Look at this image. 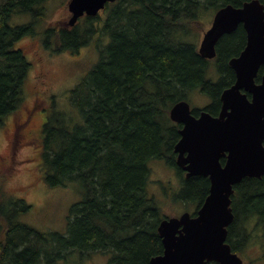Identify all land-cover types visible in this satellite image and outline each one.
I'll return each instance as SVG.
<instances>
[{
    "label": "trees",
    "instance_id": "1",
    "mask_svg": "<svg viewBox=\"0 0 264 264\" xmlns=\"http://www.w3.org/2000/svg\"><path fill=\"white\" fill-rule=\"evenodd\" d=\"M46 1L0 0V125L23 99L31 63L17 45L21 38L42 35L45 47L73 53L97 34L98 59L69 91L75 122L57 112L43 121L37 136L48 183L77 182L83 195L71 205L65 232L59 233L20 221L31 205L0 187V264H54L75 252L81 258L108 252L113 264H147L163 251L157 227L168 216L147 192L148 163L164 160L177 169L180 190L168 195L173 201L198 209L209 190L206 177L186 178L176 166L179 125L169 111L195 88L213 96L216 107L232 78L226 60L245 43L242 28L221 37L220 77L212 82L195 35L205 26L206 13L245 0H115L72 27L59 21L38 33ZM21 15L27 20L11 22ZM102 37L108 38L104 45ZM22 126L16 128L13 148ZM231 208L226 241L239 253L250 232L264 235V175L236 183Z\"/></svg>",
    "mask_w": 264,
    "mask_h": 264
},
{
    "label": "water",
    "instance_id": "2",
    "mask_svg": "<svg viewBox=\"0 0 264 264\" xmlns=\"http://www.w3.org/2000/svg\"><path fill=\"white\" fill-rule=\"evenodd\" d=\"M113 1L69 0L68 26L84 15L98 14L107 2ZM240 24L246 32V43L240 54L229 60L236 80L221 93L219 115L202 111L195 118L184 100L170 109L171 120L183 124L174 145L176 165L186 172V177H208L209 190L196 215L185 211L159 222L157 231L163 251L147 264H242L226 236L234 219L233 186L244 177L264 175V74L259 85L253 80L258 67L264 64V4L245 0L239 6L228 3L220 7L202 35L198 52L212 58L218 39ZM241 88L252 94L251 100L240 92ZM223 156L226 159L221 164Z\"/></svg>",
    "mask_w": 264,
    "mask_h": 264
},
{
    "label": "rangeland",
    "instance_id": "3",
    "mask_svg": "<svg viewBox=\"0 0 264 264\" xmlns=\"http://www.w3.org/2000/svg\"><path fill=\"white\" fill-rule=\"evenodd\" d=\"M68 0H48L45 4V14L38 24L40 30L59 21L67 22L70 12ZM212 12L206 13L203 20L205 28L210 24ZM26 18L16 16L11 22L24 21ZM208 25V26H207ZM97 35V34H96ZM78 52L69 53L46 51L39 37H23L17 43L25 49L31 62L30 69L23 88V99L15 111L3 117L0 125V187L10 198H22L31 205L29 211L21 214L19 220L39 231L65 232L66 217L72 204L82 197L81 186L77 182L65 186H51L45 179L42 160L43 143L40 136L43 121L57 112L71 116L76 120V111L71 107L68 96L72 89L94 66L98 59L96 36ZM202 31H197L195 41L200 40ZM104 45L108 38L100 40ZM213 63V62H212ZM209 66L212 68L209 64ZM43 68L48 72L45 85L39 84L37 72ZM217 71L213 69L210 78L216 80ZM192 109L206 105L210 97L192 89L187 96ZM28 122L21 128V136L17 147L13 148L12 140L19 124L24 123L26 115ZM34 136L37 140H35ZM150 173L147 182V192L155 199L168 216H178L184 211H194L195 206L183 205L179 200H171L168 195L180 190L179 174L174 166L164 160H151L148 163ZM257 239L259 242H257ZM263 242L254 237L250 243L239 252L246 260L245 264H264ZM78 252L54 264H113L111 253H93L87 257ZM250 258L252 262L250 261Z\"/></svg>",
    "mask_w": 264,
    "mask_h": 264
},
{
    "label": "flooded vegetation",
    "instance_id": "4",
    "mask_svg": "<svg viewBox=\"0 0 264 264\" xmlns=\"http://www.w3.org/2000/svg\"><path fill=\"white\" fill-rule=\"evenodd\" d=\"M231 4H232V3H231ZM233 5H234V4H233ZM240 5H241V4H240ZM212 19H213V17H212ZM211 23H212V20L210 21V24H209L208 27H210ZM208 27H207V28H208ZM236 28H242V30L244 31V34H245L244 37H245V43H246V32H245L244 27L242 26V24H240V25H238ZM235 30H236V29H235ZM235 30L231 31L230 33L234 32ZM203 31H204V29H202V34H203ZM230 33H225V34H230ZM225 34H223L222 36H224ZM222 36H221V37H222ZM221 37L218 39L217 43L215 44V55H214L212 58H207V57H203V56H202L203 58H205L206 60L209 61V64H210L211 66H213L212 68H211L210 66L208 67V78L211 79V78H210V73H212L213 69H216V71H217V74H218V75H217V78H216V80H212V79H211L212 82H216L217 79L220 77V76H219V75H220V71H219V68H218V66H217V51H216V49H217V47H218V44H219V41H220ZM40 40H41V44H42V46L45 48L46 51H50V52L53 51L52 48H47V47H45V46H44V43H43V40H42V39H40ZM245 43H244V46H245ZM243 48H244V47H242V48L240 49L239 53H237L236 55H232V56H230V57L226 60L228 66H229L230 69L232 70V78H231V80H230L228 86L224 87V88L221 90V92H220V94H219V96H218V102H219V104H218V105L216 104V107H214V103H216L215 100H214V97L211 96V95H209V94H207V95L210 97L209 102H208L206 105H204L203 107H201V108H197V109H192V108H191V105H190L189 101L187 100V98H185V99H181V100L186 101V102L189 104V107H190V113H191V115H193L195 118H198V117L201 115V112H202V111H205V112H207L209 115H212V116H218V115H219L220 110H221V106H222V101H221V99H220L221 93H222L225 89L231 87V86L235 83V80H236V74H235V71H234V69L229 65V60H230L232 57L238 56V55L240 54V52L243 50ZM199 54H200V53H199ZM212 62H213V63H212ZM218 64H219V62H218ZM263 74H264V64H261V65L258 67L257 72H256V75L254 76V79H253L255 85H259V84L261 83ZM47 77H48V72L45 71V70H43V68H40V70L37 72V75H36L37 80L40 81L39 84H41V85H45V84H46V80H45V79H47ZM197 89H199V88H197ZM199 92H202V91L199 89ZM240 92L245 93V94H246V97L248 98V100H251V98H252V94H251L250 92L245 91L244 88H241V89H240ZM205 94H206V93H205ZM181 100H179V101H181ZM179 101H178V102H179ZM212 106H213V109L211 110L210 107H212ZM32 108H33V107L30 108V113H29L28 115H26L23 124H25V122H26V123L28 122V119H29L28 116L31 114V112H32ZM177 124L179 125L178 133L180 134V129L182 128V125H183V124H180V123H177ZM225 159H226L225 156H223V157L220 158V162H221V164L224 163ZM178 168H180V167H178ZM180 170H181L182 175L185 176L186 172H185L184 170H182V169H180ZM203 177H204V176H203ZM206 178L208 179V177H206ZM208 180H209V179H208ZM260 239H261V241L263 242V252H262V253H263V256H264V235H263L262 233H260ZM253 240H254L253 233L250 232V233H249V237L246 239V244L249 245L250 243H252ZM249 262H250V261H249Z\"/></svg>",
    "mask_w": 264,
    "mask_h": 264
}]
</instances>
